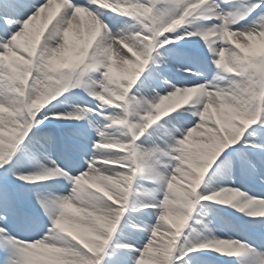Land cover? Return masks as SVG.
I'll list each match as a JSON object with an SVG mask.
<instances>
[{"label":"snow or ice","instance_id":"obj_1","mask_svg":"<svg viewBox=\"0 0 264 264\" xmlns=\"http://www.w3.org/2000/svg\"><path fill=\"white\" fill-rule=\"evenodd\" d=\"M54 5L55 15L42 23ZM108 12L133 22L113 31ZM258 41H264V0H0V264H206L203 249L228 257L251 253L250 264H264V219L252 225L260 243L217 236L202 219L196 222L206 235L182 234L200 201L264 218V196L230 184L198 191L214 161L229 179L236 173L264 184ZM150 59L196 78L172 80L151 66L145 71ZM213 65L211 80H200ZM71 88L95 106L60 108L65 101L57 98ZM141 89L150 94L137 99ZM82 119L87 123H71ZM157 121L150 135L166 136L163 146L138 142ZM114 126L124 131H108ZM161 156L169 158L163 167ZM144 173L159 196L133 202L134 210L150 208L155 216L153 224L131 225L146 233L137 246L113 232ZM55 177L69 181L67 193L60 184L56 191L35 184ZM81 190L89 203L74 198ZM65 201L84 209L71 231L59 223L69 214ZM199 207L205 215L216 211Z\"/></svg>","mask_w":264,"mask_h":264},{"label":"rangeland","instance_id":"obj_2","mask_svg":"<svg viewBox=\"0 0 264 264\" xmlns=\"http://www.w3.org/2000/svg\"><path fill=\"white\" fill-rule=\"evenodd\" d=\"M107 16L111 21H114L115 23L110 24L108 21L107 23L109 24V27L112 28L113 31L116 29L120 28L124 23H132L128 17L123 16V15H116L114 13L108 12ZM197 22H200V19L198 18ZM204 23H207L206 20L203 21ZM212 22V21H211ZM209 22V23H211ZM181 28L183 27H190V25H182L179 26ZM77 37L75 34H72L71 39L75 40ZM192 40H197V37H192L189 38ZM181 43V42H177ZM219 43V42H217ZM194 45L189 47V50L195 55L199 53V49L193 48ZM213 46H216L215 44ZM256 46L259 48H264V41H258L256 42ZM206 50V49H204ZM155 53V49L153 52V55ZM64 55L66 57H71L72 56V51L71 50H66L64 52ZM176 63V62H173ZM211 62L209 61V64ZM149 66L152 68H159V71L162 72L165 76L172 75L173 77L177 75V72L174 68L166 69V68H160L158 65H155L152 63V60H149V65H146L145 71L148 70ZM217 71L216 67L213 65L211 67V70L206 72L204 75L199 78L200 80L208 79L211 80L213 73ZM222 71V70H221ZM181 80V79H179ZM183 81V80H181ZM220 87H226L227 82L226 81H218L217 82ZM160 91L161 89H157ZM133 90L130 89V95L132 94ZM141 94L143 95H148L150 94L149 90L147 89H141L140 93H137V99L140 98ZM65 98H67L65 100ZM59 100H64L65 102L62 104H59L58 106L60 108H70L71 105L73 104H80L83 105L85 103L90 104V106H95L92 104V98L89 97L86 93H84L80 88H71L67 89L64 93L61 94L60 98H57ZM191 105V102L189 105H183L181 106L182 108L189 107ZM134 102L130 103L129 107L130 110L132 107H134ZM107 111H120L122 109H114V108H107ZM171 115H175V112H173ZM93 119L100 123L103 124L104 121L98 117L94 116ZM162 119H167V116L162 118ZM259 122V117L257 120V123ZM48 122L45 121V124ZM72 124H81L84 125L87 123L86 120H80V121H72ZM160 121L154 122L153 125L149 127L147 130V135L144 136L142 135L139 139L138 142H143L146 146H150L153 141L155 143L160 144L163 146L166 136L163 135H157L156 137H153L150 135L152 130L154 128L158 127V124ZM117 128L120 129V132L124 131L123 126H114L112 129H109L108 131L112 132L113 134L119 135L120 132H117ZM90 135L92 136V139H96V134L94 131L89 130ZM89 150H91V142L89 141ZM53 156L55 158V152L53 153ZM26 159H29L28 156L25 157ZM79 158V157H77ZM163 156L160 157V161L162 160ZM169 158L167 157L166 160H164L163 164L167 162ZM82 167H86L85 165L82 164ZM163 167V166H161ZM215 173V174H214ZM214 174V175H213ZM147 173L144 174H138V177L136 179V182L134 184V190L133 192L130 193V203L129 205L126 206V212L124 216L122 217L121 221L118 222L117 228L113 232V237L116 240L124 241V242H133L135 241L137 243V246L139 245V242H141V238L144 237L146 238V233H141L140 231L134 229L131 227L133 224H153L155 223V216L152 214L153 210L152 209H142L139 211L134 210L133 208V202L134 201H147L151 200L156 196H159V193L154 191L158 185L150 180L145 179L144 177L147 176ZM212 176L211 181H209V176ZM15 179V178H13ZM248 183L252 184L253 187H249L254 192L256 193L257 196H264V184H261L258 180L249 178L248 176H244L241 174H236L234 173L231 178H227L225 175V172L223 169H216V162L210 166L209 170L207 173H205V178L201 183V186L198 188V191H203L205 187H210V188H215L218 185H223V184H230L235 187H239L243 192L247 193V191L244 188V184L248 185ZM23 183V182H20ZM35 184H47V185H52L53 187L50 189L51 191H56V185L60 184L63 185V191L65 193L68 192L69 187L71 186L69 181L64 179L63 177H55V178H49L46 181H40V182H35ZM249 186V185H248ZM256 188V189H255ZM199 204H204L208 208L215 209V212H209L208 214H203L200 210ZM199 204H197L194 209L192 216L190 217L189 221L186 223L185 228L182 230V234H189L191 233L189 239H197L203 235H206V230L203 228L202 224H198L196 221L197 220H203L205 223L208 221H211L209 224V227L213 228L215 231V234L217 236H224L225 234L237 237L240 240L247 239L250 243L251 242H257L260 243L261 241V235L258 231V228H254L253 222L257 220H261L264 218L256 217V218H251L245 215L244 213L239 212L237 209L232 208L229 205H222L219 204L218 202H210V201H200ZM195 229V231H193ZM201 252L205 253L209 259L206 261V264H250L251 261H254L256 259L254 254H242L240 257H228L226 255H220L215 253L214 250L210 249H203L200 250ZM103 264V262H102Z\"/></svg>","mask_w":264,"mask_h":264},{"label":"clouds","instance_id":"obj_3","mask_svg":"<svg viewBox=\"0 0 264 264\" xmlns=\"http://www.w3.org/2000/svg\"><path fill=\"white\" fill-rule=\"evenodd\" d=\"M58 7V5H54L52 8L48 9L45 13V16L42 20V23H47L48 20L52 18V16L55 15V8ZM84 183H89V181H84ZM93 187H98V185L95 183V181H92ZM74 198H77L85 203H89L91 201V196L86 191H78L74 194ZM63 207L66 209V211L69 213L68 215L62 216L59 223L61 227L66 231L73 230L75 226V219L74 217L81 215V213L84 211V209H73L72 205L65 201Z\"/></svg>","mask_w":264,"mask_h":264},{"label":"bare ground","instance_id":"obj_4","mask_svg":"<svg viewBox=\"0 0 264 264\" xmlns=\"http://www.w3.org/2000/svg\"><path fill=\"white\" fill-rule=\"evenodd\" d=\"M55 17H53V19H54ZM112 19V18H111ZM111 19H108V22L110 23V24H112V22H113V24L115 23L114 21H111ZM206 22H209V21H206ZM50 23L51 22H49V26H50ZM37 26H39V22H37ZM197 40H200V38H198ZM217 42H219V41H217ZM216 42V43H217ZM203 43V41H201V44ZM220 43V42H219ZM193 47H195V48H197L195 45L193 46ZM204 51H206V50H204ZM187 74H189V72H179L178 71V75L177 76H175L174 78L175 79H180V78H184V79H186V80H189V79H193V78H196L195 76H193V75H187ZM185 75H187V76H185Z\"/></svg>","mask_w":264,"mask_h":264}]
</instances>
